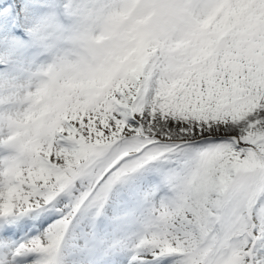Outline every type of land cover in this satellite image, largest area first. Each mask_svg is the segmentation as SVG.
<instances>
[{
	"label": "snow or ice",
	"instance_id": "6c2138e0",
	"mask_svg": "<svg viewBox=\"0 0 264 264\" xmlns=\"http://www.w3.org/2000/svg\"><path fill=\"white\" fill-rule=\"evenodd\" d=\"M119 10L127 64L0 122V264H264V0Z\"/></svg>",
	"mask_w": 264,
	"mask_h": 264
},
{
	"label": "clouds",
	"instance_id": "9594fccd",
	"mask_svg": "<svg viewBox=\"0 0 264 264\" xmlns=\"http://www.w3.org/2000/svg\"><path fill=\"white\" fill-rule=\"evenodd\" d=\"M122 0H89L76 18L75 28L57 37L59 50L50 61L33 73L18 96V107L11 115L0 117L7 122L19 114L25 129L47 118L62 96L75 97L103 71L129 62L134 42L133 20L121 16ZM18 132L13 131L9 140Z\"/></svg>",
	"mask_w": 264,
	"mask_h": 264
},
{
	"label": "rangeland",
	"instance_id": "374dc122",
	"mask_svg": "<svg viewBox=\"0 0 264 264\" xmlns=\"http://www.w3.org/2000/svg\"><path fill=\"white\" fill-rule=\"evenodd\" d=\"M31 1L33 2L31 4L32 6L30 5L31 7L42 5L43 7L49 8H46L44 12L38 15L30 14L28 16L34 19L31 24L24 27L27 30L28 36L11 32V36H5L0 39V62L6 61V63H14V65L20 64V62L26 65L29 64L28 67L32 68L35 73L50 61L51 55L54 52L59 50V45L56 44L57 37L62 34H67L75 28L76 18L87 7L89 0H59V7L53 5L54 3L56 4L55 0ZM33 46H38L42 49L39 52L41 55L35 58V54L31 50ZM44 49L48 52H43ZM18 84L20 82H17L15 77L5 78L0 82L2 89L9 92L5 101L7 104L18 100L15 97V93L17 92L12 90ZM4 116L0 115V117ZM6 135V129L0 131V139ZM0 150L5 151L2 148ZM98 224L100 229H103L105 221L101 219Z\"/></svg>",
	"mask_w": 264,
	"mask_h": 264
},
{
	"label": "bare ground",
	"instance_id": "6f19581e",
	"mask_svg": "<svg viewBox=\"0 0 264 264\" xmlns=\"http://www.w3.org/2000/svg\"><path fill=\"white\" fill-rule=\"evenodd\" d=\"M56 5L59 7V0H55ZM33 2L31 0H0V39L5 36H11V32H17L22 35H27V30L24 29L27 25L31 24L34 19L33 17H28L30 14L38 15L41 12H44L45 9L49 7H43L42 5H35L31 7ZM31 5V6H30ZM31 10V12H29ZM25 12V13H24ZM30 18V19H29ZM33 19V20H32ZM26 37V36H25ZM29 39V38H27ZM35 54L34 58L38 55H41L39 52L42 50L38 46H33L31 49ZM43 52H48L44 49ZM0 82L5 78L15 77L17 82L20 84L14 86L12 90L15 93V97L18 98L20 91L28 83L30 77L34 73L33 69L28 67V65L20 62V64L14 65V63H9L6 61L0 62ZM2 66H4L2 68ZM9 92L2 89L0 86V115H11L13 114L18 107V100L12 103H6L7 95ZM0 154H3V151L0 150ZM6 245L0 244V260H3L5 252L4 249Z\"/></svg>",
	"mask_w": 264,
	"mask_h": 264
}]
</instances>
